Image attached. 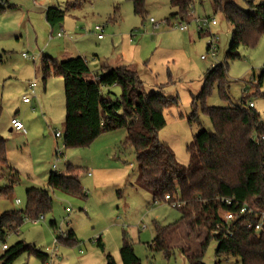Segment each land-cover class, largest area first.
<instances>
[{"label":"rangeland","instance_id":"obj_1","mask_svg":"<svg viewBox=\"0 0 264 264\" xmlns=\"http://www.w3.org/2000/svg\"><path fill=\"white\" fill-rule=\"evenodd\" d=\"M231 1L242 9L249 7L247 0ZM259 2L253 0L254 4ZM2 6L12 7L0 13V135L6 140L8 164L18 171V180L3 194L8 177L0 178V213L24 211L25 189L46 188L47 174L53 171V165H56L54 172L60 174L68 164L79 167V182L86 194V197H71L48 191L51 207L44 213V219L24 220L5 238L8 246L22 241L47 258L43 261L23 252L14 263L105 264V255L109 254L116 264H122L118 251L122 239H126L132 244L140 264H188V254L198 249L207 231L204 227L191 226L192 214L167 231V251H156L148 246L155 236L154 224H173L180 213L167 202L154 203L151 192L139 185L133 150L122 144L125 130L102 133L104 135L85 148L65 149L62 137L56 139L50 134L53 130L63 133V105L57 100L61 98V77H53L50 84L53 92H47L49 101L44 99L45 103L52 104L48 108L52 121L48 124L43 119L42 102L31 97L25 87L34 81L37 92L42 85L44 56L56 57L51 47L56 40L66 44L67 58L84 57L90 69L100 64L96 67L99 71L105 62L125 65L136 72L146 93L158 91L171 100L172 104L163 111L165 124L156 137L170 147L176 162L186 166V145L199 130L211 129L200 106L197 108L199 123L189 122L188 118L203 75L224 59L231 30L223 15L213 12L210 0L194 1L188 22L176 20L169 24L164 21L172 12L168 0H144L143 15L134 13L132 0H88L76 8L67 7L66 0H0ZM52 6L65 10V17L60 24L50 27L43 10ZM150 18L159 22L157 29H153ZM204 18L209 22L214 20L215 25L209 26V32L199 34L196 20ZM179 23L186 24L187 29L180 31L175 27ZM96 24L103 27L102 41L93 30ZM60 26L67 34L63 39L56 37ZM212 37L217 47L215 59L206 49ZM237 51L240 57L227 62L228 100L221 99L213 86L205 105L232 106L245 96L263 117L264 76L260 84L257 79L264 69V33L257 37L254 46L240 45ZM23 53L34 60L24 58ZM23 94L32 100L26 109L22 107L25 110L18 106ZM14 115L32 127L27 138L9 131ZM16 200L19 203H15ZM50 222H55L57 228L51 229ZM69 229L74 231L73 244L54 243ZM216 244L215 239L208 241L202 256L204 264H239L233 258L216 263Z\"/></svg>","mask_w":264,"mask_h":264},{"label":"trees","instance_id":"obj_2","mask_svg":"<svg viewBox=\"0 0 264 264\" xmlns=\"http://www.w3.org/2000/svg\"><path fill=\"white\" fill-rule=\"evenodd\" d=\"M86 1L66 0V3L67 7L76 8ZM194 1L168 0L172 12L164 21L188 22ZM210 3L213 12H220L229 24L231 37L223 61L206 71L201 89L191 103L188 121L199 123L197 108L200 106L211 129L199 130L186 145V166L176 162L170 147L156 137L165 124L163 111L172 104L171 100L158 91L146 93L134 70L121 65L98 74L88 67L84 57L75 56L51 67L45 62L41 71L44 77L57 75L63 82V148H85L102 133L123 128L126 135L122 144L133 150L138 163L139 185L151 192L153 202L163 201L168 194L181 203L177 207L180 217L175 223L154 224L155 236L149 247L167 251V231L193 214L191 226L204 227L207 234L198 249L188 254V264H204L202 256L210 239L217 241L216 263L233 258L239 264H264V223L255 230L264 213V116L260 117L254 106H248L245 96L232 106L205 105V98L213 86L221 99L228 100L227 62L240 57L237 51L240 45L254 46L257 37L264 33V0L257 4L247 0L248 9H242L231 0H210ZM132 5L135 14L143 15L144 0H132ZM7 8L0 7V13ZM64 17L65 10L58 7H48L44 12L50 27L60 24ZM263 76L264 69L257 79L258 84ZM5 142L0 135V178L8 177L3 194L18 180V171L8 164ZM79 174V167L68 164L64 173L50 172L46 188H26L24 211L0 213V244H5L7 234L15 232L24 220L44 217L51 207L48 191L85 197ZM224 198L238 205L245 204L252 212L239 214L233 203H223ZM225 211L235 213L231 221L225 222L221 217ZM49 227L57 228L55 222H50ZM73 239L74 233L69 229L56 242L71 245ZM23 252L43 261L47 258L34 246L19 241L2 249L0 264H15V259ZM118 252L122 264H140L132 244L126 239H122ZM105 260V264H116L109 254L105 255Z\"/></svg>","mask_w":264,"mask_h":264},{"label":"built area","instance_id":"obj_3","mask_svg":"<svg viewBox=\"0 0 264 264\" xmlns=\"http://www.w3.org/2000/svg\"><path fill=\"white\" fill-rule=\"evenodd\" d=\"M149 21L152 23V26H153V29H157L159 27V22H156L153 18H150ZM196 28L197 30L199 31H208L209 32V26L210 25H215V21L212 20L209 22V20L207 18H204L203 20H196ZM169 24V23H167ZM175 27H177L180 31H185L187 29V25L186 24H182V23H179L177 25H175ZM93 30L95 32H97L96 36L97 38H102L103 34L101 32H103V27L99 24H96L93 26ZM64 35V31L62 29V27L59 28V31L56 32V36H62ZM209 48H208V54L210 57L212 58H216V51H217V47L215 45V39L212 37L211 38V41L209 42ZM24 57H28L26 54H22ZM202 59H204V56H201ZM30 59H34V57H31ZM35 82L32 81L28 84V90H29V95L32 97V96H35ZM22 101L24 103H27L30 101V98L27 97V96H23L22 97ZM248 106L249 107H252L253 104L248 101ZM10 125H11V128L14 132H18L20 134H25L26 133V128L24 127L23 123L16 117H13L10 119ZM55 137H61L60 136V133L59 131H56L54 133ZM56 155H60L59 153H56ZM55 168V165H53V169ZM163 201L164 202H167L168 204H170L172 207H179L181 205V203L177 200V199H171L170 196L168 194L164 195V198H163ZM223 203H226V204H232L233 203V206L237 209L236 212H238L239 214H243V213H251L252 210L251 208H249L247 205L245 204H242V205H238L237 203H234L232 199L230 198H224L222 199ZM15 203H19V200H16ZM154 203H157V201H155ZM235 216V213L234 212H231V211H225L223 213V220L225 222H228V221H231ZM38 220H43V217L42 216H39V218L37 219ZM264 223V213H261V216H260V220L258 222V224L255 225V230H259V228L261 227V225ZM54 243H56V240H54ZM6 248V245L5 244H2L1 245V249H5Z\"/></svg>","mask_w":264,"mask_h":264},{"label":"crops","instance_id":"obj_4","mask_svg":"<svg viewBox=\"0 0 264 264\" xmlns=\"http://www.w3.org/2000/svg\"><path fill=\"white\" fill-rule=\"evenodd\" d=\"M45 10H46V7H45V9L43 10V14H44V12H45ZM47 23V22H46ZM48 24V23H47ZM49 26V25H48ZM60 27H62V26H60ZM65 35H67L66 33H65V31H64V35H62V36H56V37H59L60 39H63V38H65L66 36ZM97 37V36H96ZM36 38H37V36H35V42H36ZM99 41H102L103 39H104V36H102V38H97ZM60 42H58V40H56L55 41V43H54V45L53 46H51L52 47V49H53V51H54V53H55V55H56V57H51V56H49V55H45L44 57H45V61L47 62V64L51 67V66H53L54 64H56V63H58L59 61H61V60H63V58H65L66 56H68V53L66 52V49H67V47H66V44L62 41V40H59ZM62 42V43H61ZM23 56V55H22ZM24 57V56H23ZM24 58H27V57H24ZM67 58V57H66ZM27 59H30V58H27ZM32 60H34V59H32ZM99 65L100 64H95V66H94V68H91L92 69V71L94 72V73H98V74H100V73H102V72H105V70L107 69V68H111V67H116V66H121V65H114L113 63H104V65H101L102 66V69L101 70H99L98 71V69L96 68V67H99ZM41 75H42V79H43V81H42V85L41 86H39V88H38V91L36 92V85H35V96H32L34 99H36L37 101L39 100V101H41L42 102V105H43V110H44V113H43V119L45 120V123L46 124H48V122L50 123V121H52V116L49 114V112H48V108L50 107V105L52 106V104H48V103H45L44 102V99H48L49 98V96H47V92L49 91V90H51L50 89V84L52 83V79H53V77H56L55 75H53V74H49V75H47V76H43V74H42V71H41ZM59 83V82H58ZM28 84H29V82L26 84V87H25V90H28ZM56 84H57V80H56ZM114 91H118L117 90V88H115V87H113L112 88ZM51 92H53L52 90H51ZM62 92H63V82H62V91H61V98H60V101H59V98L57 99L58 100V102H60L61 103V105H63L62 107H63V111H64V95H62ZM23 96H25L24 94L22 95V97ZM48 101H49V99H48ZM31 102H32V100H31V98H30V101L29 102H27V103H24L23 101H22V99H21V103H19L18 104V106L22 109V107L23 108H25L26 109V106H28V105H30L31 104ZM25 109H22V110H25ZM45 114V115H44ZM13 117H16V118H19L18 116H16V115H14V116H12L11 118H13ZM20 119V118H19ZM41 119V118H40ZM21 120V122H23V119H20ZM24 124V126H25V128H26V133L25 134H21L22 135V137H25V138H27L28 137V135H29V133H30V131H31V129H32V127L31 126H29L30 124L29 123H27V124H25V123H23ZM11 126V125H10ZM48 127L50 128V126L48 125ZM51 129V128H50ZM9 131H12V132H14L13 130H12V128L10 127L9 128ZM51 131V130H50ZM57 131V130H56ZM55 130H53V132H50V134L54 137V138H56V139H58V138H60V137H55V135H54V133L56 132ZM16 133H18V132H16ZM59 133H60V131H59ZM20 134V133H19ZM62 134L63 133H60V136L62 137ZM102 135H104V134H101V135H99L94 141H96L97 139H99ZM5 150H6V157H7V155H8V151H7V149H6V147H5ZM7 161H8V158H7ZM9 163V162H8ZM53 169V168H52ZM55 169H56V165H55V168L53 169V171H55ZM50 172H52V171H49L48 172V174H47V178H48V176H49V174H50ZM64 173V172H63ZM87 175L88 176H91V173L90 172H87ZM47 181V180H46ZM83 189V188H82ZM52 192V191H51ZM54 192H56V191H54ZM60 193V192H59ZM62 194V193H61ZM66 195V194H65ZM85 197H86V194H85ZM43 219H44V217H43ZM72 230V229H71ZM73 231V230H72ZM73 233H74V231H73ZM74 237H75V235H74Z\"/></svg>","mask_w":264,"mask_h":264}]
</instances>
